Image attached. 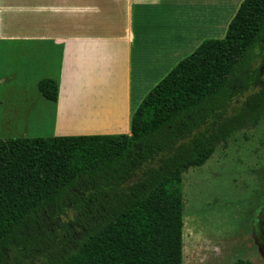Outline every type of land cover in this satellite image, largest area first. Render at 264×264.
I'll return each mask as SVG.
<instances>
[{
  "label": "trees",
  "instance_id": "obj_1",
  "mask_svg": "<svg viewBox=\"0 0 264 264\" xmlns=\"http://www.w3.org/2000/svg\"><path fill=\"white\" fill-rule=\"evenodd\" d=\"M38 90L59 99L54 79ZM263 115L264 0H244L224 38L147 94L131 134L0 138V264H183L166 185ZM53 208L60 231L44 224Z\"/></svg>",
  "mask_w": 264,
  "mask_h": 264
},
{
  "label": "crops",
  "instance_id": "obj_2",
  "mask_svg": "<svg viewBox=\"0 0 264 264\" xmlns=\"http://www.w3.org/2000/svg\"><path fill=\"white\" fill-rule=\"evenodd\" d=\"M243 1L0 0L6 120L51 122V137L131 134L147 94L205 40L224 38ZM45 78L58 82L56 103L38 90ZM220 174L243 197L234 204L247 203L248 211L244 226L225 238L212 217L225 190L212 184ZM166 190L183 205V264L186 243L196 249L199 241L195 225L207 227L211 239L197 264H264V115L254 129L233 133L185 168Z\"/></svg>",
  "mask_w": 264,
  "mask_h": 264
},
{
  "label": "rangeland",
  "instance_id": "obj_3",
  "mask_svg": "<svg viewBox=\"0 0 264 264\" xmlns=\"http://www.w3.org/2000/svg\"><path fill=\"white\" fill-rule=\"evenodd\" d=\"M223 38L222 35L217 37V39ZM4 62L5 56L4 52L1 54V71L3 73L4 69ZM4 80V79H3ZM2 80V81H3ZM7 86L8 83L5 81L4 85H0V105L1 100L2 102L6 100L7 95ZM3 87V88H2ZM2 88V89H1ZM6 113H5V105L3 107L0 106V138L1 139H10V138H48L51 137V128L52 123L37 121V117L33 119V122H9L6 120ZM15 118V117H14ZM19 118V116L17 117ZM27 136H36V137H24ZM60 136V135H59ZM67 136V135H66ZM53 137V136H52ZM199 183H204L203 178L199 180ZM212 184L221 185L225 188L223 193L219 194V202L218 206L219 209L217 210L216 214L213 217V224H215V228L219 230V237L225 238L227 236H231L241 228L242 224L244 226L245 221L247 220L246 212L244 210L247 207V203H241L239 205L234 204V199H243L242 195H238L240 191H238L233 185V182L229 178L222 177L221 174L215 177V180ZM221 187H217V190L221 189ZM246 193V192H245ZM247 194V193H246ZM232 195V196H231ZM231 196V199L229 198ZM239 196V197H238ZM66 203L72 206V201L69 197L66 198ZM200 204H203L202 202ZM200 204L198 206H200ZM51 214L44 213L43 217L45 219L44 224L48 229L54 230L55 228L58 229V224L55 223L53 218H57L56 208L50 210ZM73 213V212H72ZM71 214V212H70ZM200 216H209L204 215L202 213ZM52 217V218H51ZM62 220V218L60 219ZM62 222V221H61ZM59 230V229H58ZM192 230H194L198 236L199 241L197 240L196 249H193L189 243H186L185 246V261L184 264H197L199 262V257L201 254V248L209 247L211 239L209 238V232L207 227L202 229V226L199 225L193 226ZM60 231V230H59ZM64 237H69L70 235L65 232H60ZM207 242V243H206ZM206 243V244H205Z\"/></svg>",
  "mask_w": 264,
  "mask_h": 264
},
{
  "label": "flooded vegetation",
  "instance_id": "obj_4",
  "mask_svg": "<svg viewBox=\"0 0 264 264\" xmlns=\"http://www.w3.org/2000/svg\"><path fill=\"white\" fill-rule=\"evenodd\" d=\"M262 218H263V211L260 214V228H261L262 234L264 235V228H263V225H262Z\"/></svg>",
  "mask_w": 264,
  "mask_h": 264
}]
</instances>
